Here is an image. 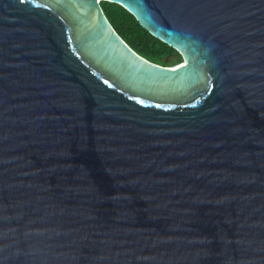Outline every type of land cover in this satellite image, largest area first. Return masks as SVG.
I'll list each match as a JSON object with an SVG mask.
<instances>
[{
  "label": "water",
  "instance_id": "1",
  "mask_svg": "<svg viewBox=\"0 0 264 264\" xmlns=\"http://www.w3.org/2000/svg\"><path fill=\"white\" fill-rule=\"evenodd\" d=\"M0 264H264V0H0Z\"/></svg>",
  "mask_w": 264,
  "mask_h": 264
},
{
  "label": "trees",
  "instance_id": "2",
  "mask_svg": "<svg viewBox=\"0 0 264 264\" xmlns=\"http://www.w3.org/2000/svg\"><path fill=\"white\" fill-rule=\"evenodd\" d=\"M101 6L115 31L139 55L152 63L166 67L183 62L182 56L179 55L177 60L172 59L166 63L165 58L176 51L154 38L126 9L108 2H102Z\"/></svg>",
  "mask_w": 264,
  "mask_h": 264
},
{
  "label": "flooded vegetation",
  "instance_id": "3",
  "mask_svg": "<svg viewBox=\"0 0 264 264\" xmlns=\"http://www.w3.org/2000/svg\"><path fill=\"white\" fill-rule=\"evenodd\" d=\"M140 56H141V55H140ZM167 59H169L170 61H171L172 59H176V60H177V59H178V56L176 57V53H172V54H170L168 57L165 58V62H166ZM170 61H169V62H170ZM169 62H168V63H169ZM166 63H167V62H166Z\"/></svg>",
  "mask_w": 264,
  "mask_h": 264
},
{
  "label": "snow or ice",
  "instance_id": "4",
  "mask_svg": "<svg viewBox=\"0 0 264 264\" xmlns=\"http://www.w3.org/2000/svg\"><path fill=\"white\" fill-rule=\"evenodd\" d=\"M23 2H25V0H21V3H23ZM29 2H30V0H29Z\"/></svg>",
  "mask_w": 264,
  "mask_h": 264
},
{
  "label": "rangeland",
  "instance_id": "5",
  "mask_svg": "<svg viewBox=\"0 0 264 264\" xmlns=\"http://www.w3.org/2000/svg\"><path fill=\"white\" fill-rule=\"evenodd\" d=\"M179 61V60H178ZM182 61V60H181ZM183 63V62H182Z\"/></svg>",
  "mask_w": 264,
  "mask_h": 264
}]
</instances>
